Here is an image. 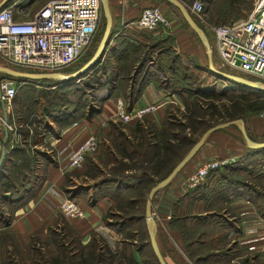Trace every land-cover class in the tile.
I'll return each mask as SVG.
<instances>
[{
	"label": "crops",
	"instance_id": "0c3cea01",
	"mask_svg": "<svg viewBox=\"0 0 264 264\" xmlns=\"http://www.w3.org/2000/svg\"><path fill=\"white\" fill-rule=\"evenodd\" d=\"M160 1L106 0L111 16L110 31L113 32L109 39V46H117L121 63L130 65L146 53L151 54L149 50L152 41L162 38L160 31L151 34L140 31L131 24L138 18L144 7L157 5L156 3ZM232 1L234 13L231 14V18H243L250 13L252 0ZM167 12L169 14V11ZM170 15H174L173 12ZM171 33L178 42L180 55L193 56L196 62L195 68L198 69L195 73H199V81L204 79L206 57L200 45L182 29L179 20L175 18H172ZM149 63L148 68L156 71L158 61ZM191 67L187 65V69ZM155 71L147 77L142 76L143 84L138 95L133 97L132 103L129 100L128 90L120 93L113 92L91 119H83L60 128L55 127L53 131H47L43 137V144L36 145L23 141L28 143L27 147L25 144L17 145L18 148H24L25 154H17L19 149H16V152L13 151V159L20 162V157H26L28 158L26 164H30L35 149L46 148L52 154L48 162L37 160V166L16 170L18 178H27L28 182L33 179L40 181L42 178V181L38 182V185L28 187L29 190L26 192L29 195L22 205L11 213L8 212L5 217H0V236L6 230L25 254L29 252L34 235L46 239L50 230H58L64 223L76 233L83 245L88 244L92 238L96 239L97 236L102 237L112 250L118 249L122 242L135 243L134 240L120 239L116 231L105 228L104 215L112 203L109 194L106 193L94 199L92 197L95 194L91 188H88L87 197H83L82 194L78 196V193H75V187L80 186V184L76 185L77 178L81 177L84 180L89 178L84 173L87 168L85 166L89 162V165L93 164L100 168L99 161L87 159V164L85 163L78 170L69 166V156L90 133H94L102 141L106 140L111 122L121 121L132 124L136 120L135 117H131L127 122L122 121L121 118L124 114L138 108L151 103L156 104V109L146 117L154 121L157 126L163 122L169 107L182 109L183 102L180 95L170 92L166 87V76L160 77V74L163 75V70ZM210 82L216 85L217 79ZM225 85L230 90H236L231 84ZM12 107L11 104L8 108L10 112ZM1 109L4 114L5 109ZM7 115L5 113L4 117L7 118ZM246 121H244L245 129L247 134H250V138L264 139V114L250 117V122ZM233 126L230 127L233 128ZM232 130L228 128L210 133L189 163L159 190L166 204L164 203L165 206H161L160 209L162 217L155 219V237L166 264H195L190 258L193 254L202 264L220 262H223L222 264H264V149L252 151L236 137H227L226 133L228 131L233 133ZM3 132L4 137L8 139L9 130L3 127ZM16 142L19 141L16 140ZM0 148L2 149L1 166L5 154L14 150L16 145L10 144L9 141L7 145L2 142ZM98 152L96 155H99ZM203 160H215L219 162V165L200 184L190 187L187 175ZM36 167H42L43 170L40 172ZM81 170H83L81 175L76 176L77 171ZM70 183L74 186L69 185ZM72 194L74 197H70ZM66 198H73L83 210L84 216L78 218L64 216L59 205ZM169 200L172 201V206H169ZM169 209L176 211L177 217L185 216L186 219L175 218L170 221L172 213L168 211ZM195 211L198 213L195 214ZM195 218L198 222H194ZM6 219L9 220L8 225H5ZM193 222L198 224L199 244L197 246L193 243L189 246L191 253L188 254L185 245L187 246L190 241L186 239V235L184 236V225L193 226ZM131 247L132 260L124 264H144L139 251L133 245ZM196 248L197 253L192 252L196 251ZM2 263L0 254V264Z\"/></svg>",
	"mask_w": 264,
	"mask_h": 264
},
{
	"label": "trees",
	"instance_id": "16d2710c",
	"mask_svg": "<svg viewBox=\"0 0 264 264\" xmlns=\"http://www.w3.org/2000/svg\"><path fill=\"white\" fill-rule=\"evenodd\" d=\"M13 1L15 0H11V2ZM163 1L174 9H177L166 0ZM183 1L186 2L185 0ZM201 1L203 4V11L208 14L211 22L219 24L235 19L231 18V14L234 13V3L232 0H218L219 2H216L217 0ZM181 18L183 22L186 23L184 18ZM112 34L113 32L111 31L110 37ZM164 42L165 40L160 38V40H156L151 43V49L149 50V53L151 54L148 55V53H146L145 56L130 65L121 63L117 46H109L108 42L104 53L95 65L84 72L80 77L74 78L73 80L60 81L53 78H17L4 73H0V79L3 77H11L17 81V84L18 82L33 83L37 85H40L42 82L46 83L48 91L45 92V95L51 90L58 91L62 89L63 85H70L74 82L77 84L75 85V88L77 89L79 87H86L92 91L91 88L94 86H97V89H104L103 93L97 94L95 97L92 96L93 100L91 103H88L87 98H85L86 94L74 96L67 103L62 105H58L59 103H57L52 96L51 98H47V105L40 110L42 118H39V122H42L43 125H45L46 122V130L53 131L55 127L60 128L83 119H91L96 113H98L102 103L109 99L113 92L120 93L128 90L130 94L129 100L130 103H132L133 97L136 94L138 95L139 89L143 84L144 79L142 80V76L147 77L150 73H154L155 71L148 68L150 64L149 62L152 63V61L157 60L158 64H156L155 72L163 70V65H161L160 60L162 56H165L168 52V50L162 46V43ZM154 53L155 57H152ZM175 57L176 56L171 59L170 68H168L169 70L172 68V63L175 62ZM213 62L215 65L218 63L214 53ZM18 67L28 72H45L43 70L24 68L21 66ZM99 67L100 69L98 72ZM204 69L208 75H213L209 73L207 65L204 66ZM56 71L63 72L62 68ZM196 75L198 76L197 82L200 86L198 84H194L196 83L195 81L192 84L193 87L189 86L190 84H185L182 88L177 90L171 88L170 79H167L166 87H168L170 92L180 95L183 102V108L179 109L177 107H169L163 122L159 126H157V124L149 117H146L147 115L141 119H136L132 124L122 123L121 121L110 123V130L106 134V140H101L97 150V152L99 151V155L104 154L107 160L105 161V159L101 158L100 164L103 167L98 168L104 172L105 175L101 176L99 181L95 184L86 186L84 188L85 190L91 188L96 194V190L97 193H99L105 188L104 190L107 189L106 192L121 195L122 193H125L124 191L127 192L132 189L134 194L137 193V196H133L134 194L131 195L128 200H125L123 205L119 206V209L125 210L123 206H135L138 205V203L145 205V191L148 193L151 187L171 172V170L188 151L184 150L180 153V150L184 147V145L188 143L192 145L195 143V140H192L189 135L182 132L186 127H188L187 129H190L192 133H195L196 130L199 129V133H197L202 134L207 128L213 126H207L209 119H211L209 122H213L212 118H209L212 117V115H217L220 121H226L236 118L244 119L247 115L256 114L259 111L264 110V105L259 104L258 106H254V102L250 103V100L246 98L245 94L240 93L235 97V99L228 102L229 105L225 106L222 111H219L218 108H216L210 101H212V99L221 98L218 96L223 95L224 93L217 92L215 88L216 85H212L211 82L203 85L201 82L203 80L199 81V74L197 73ZM87 78H93L95 80V84L90 86ZM215 78L223 83L231 84L238 91L250 90L249 88L237 85L232 81H224L219 77ZM122 79L125 80L122 81ZM188 80H190V78L186 76L183 77V81ZM226 89L230 90L228 88H225V90ZM254 92L264 95L263 91ZM18 93L19 92L17 91L12 104H14V100ZM96 102H99L98 105L95 104ZM14 106L16 108V105ZM15 108L13 107V110H11L12 112L8 113L10 120H12L11 117L14 112H16ZM174 110L181 112L183 117L188 120L189 123L183 124L182 122H177L176 118L174 119L173 117L174 113L172 111ZM44 118L46 120H43ZM19 125L21 127L23 124ZM46 132H35L37 134H35L31 144H42L43 137ZM22 134H24V141H27L31 136L29 129H23ZM248 136L250 137L249 133ZM251 139L254 141H264V139L258 140L253 137H251ZM16 149H19V152H16ZM250 150L255 151V149ZM13 151L17 154H25L24 148H18L17 146L10 153H7L9 155H7L4 160L6 163L0 166V188L3 190L0 197L3 198L4 195L7 196V193L10 195L13 190L12 188H14V190L18 193V196L12 201H5L4 198L1 200L3 205L8 204L9 206H1L0 217H5L8 212L11 213L14 209L22 205L28 198V187H32L33 185L35 186L38 182L42 181L41 178L40 181L33 179L28 182L27 178L20 177L12 182L8 169H11L14 164L16 166L18 165V162L13 159ZM46 153L47 152H42V150L35 149L30 164L28 163L24 165L28 167L37 166L38 159H40V161L48 162L50 157ZM88 155H86V158ZM97 156L98 154L95 157ZM84 161H86L85 163L87 164V160ZM89 166L88 162L87 169L84 173L87 174ZM37 169L40 170V172L43 170L42 167ZM15 184H20L19 186L21 188L19 186H14ZM103 195L104 194H102V196ZM70 197H74V194L70 195ZM175 218L178 220L186 219L185 216L177 217V215L172 214L170 221ZM137 219L139 220L140 216L138 218H128L126 221L123 220L121 221V224L123 225L126 222L131 223L137 221ZM8 223L9 220L6 219L5 225H8ZM66 229L70 228L64 223L58 230H50L46 239H41L34 235L28 254H25L13 237L6 230H4L0 236V254L3 260L2 264H124V262L130 261V259L132 260L131 246L133 245L134 247V244L132 243L122 242L121 252L112 250L102 237L96 239L92 238L88 244L83 245L76 233L68 231L70 235H67V232L65 233ZM130 235L131 234L127 235L125 239L129 240ZM185 235L187 237L186 239L190 241L187 243V246L185 245L188 254H190L191 248L189 246L193 243L197 246L199 244L198 228L184 225V236ZM192 236L196 237L192 238ZM148 243L150 245L149 238ZM37 244H39L38 247L36 246ZM137 250L141 253L140 246H138ZM194 263L198 264L199 259L196 258ZM157 264H159L158 261Z\"/></svg>",
	"mask_w": 264,
	"mask_h": 264
},
{
	"label": "built area",
	"instance_id": "2783aa9c",
	"mask_svg": "<svg viewBox=\"0 0 264 264\" xmlns=\"http://www.w3.org/2000/svg\"><path fill=\"white\" fill-rule=\"evenodd\" d=\"M3 1L0 0V4ZM31 1L15 0L0 9V65L56 71L77 62L93 42L99 28L100 0H48L36 9L32 8ZM186 8L204 23L201 0H193ZM131 24L144 32L171 26L165 11L158 5L144 7ZM209 29L212 55L217 56L219 68L248 73L264 80V0H255L254 8L246 19L214 25ZM18 87L14 78L0 79V104L6 114L10 112L8 108ZM155 109L156 104L151 103L124 114L121 120L141 119ZM0 119L4 122L2 130L3 127L13 130L6 117L0 116ZM2 140L0 131V146ZM100 142L97 135L90 133L70 154L69 166L81 167L86 155L97 152ZM1 155L0 148V159ZM218 165L215 160L203 162L189 174L188 184L191 187L200 184ZM59 208L69 218L84 216L73 198L64 199Z\"/></svg>",
	"mask_w": 264,
	"mask_h": 264
},
{
	"label": "rangeland",
	"instance_id": "374dc122",
	"mask_svg": "<svg viewBox=\"0 0 264 264\" xmlns=\"http://www.w3.org/2000/svg\"><path fill=\"white\" fill-rule=\"evenodd\" d=\"M32 1H33L32 8L36 9L39 6L43 5L48 0H35V1L32 0ZM216 2H219V1L217 0ZM191 3H192V1H186V2H184V5H185V7H187ZM254 3H255V0H252V4L250 3V6L252 7L251 11L254 8ZM156 4L163 8L167 18L171 22V26L169 28H161V27H159V28H157L155 30V31H160L161 32L160 37H162V39L165 40V42L162 43V46L166 50H168L167 54H165V56L163 55L161 60H160L161 61V65H163L162 66L163 67V71H162L163 75L160 74V77L164 78L166 76V78L168 80L170 79L171 88L176 89V90L182 88V86L185 85V84H188V85L190 84L189 86L193 87L192 84L195 81H196V83H194V84H198L199 85V83L197 82L198 76L196 75L197 73H195V72H198V69L195 68V66H196L195 63L196 62H195V60H193L194 57L193 56L191 57L189 55H184V56L179 55V54H181V52L179 51V48H178V42L175 39V37L173 36V34L171 33L172 32V18H175V19L179 20V25L182 27V29H184L186 32H188L192 36V39L197 44L200 45V47L202 49V52H203V54L206 57L205 48L203 47L201 42L198 40L197 36L194 35V32L191 30V28L186 23L183 22V20L181 18L182 15L180 14V12L177 9H174L173 7H171L170 5L166 4L162 0L160 2H157ZM167 11H169V14H168ZM171 12H173L174 15H170ZM247 16L243 17V18H239V19L229 20L227 22L219 23V24L211 22L209 17H208V14H206V13H204V23H202L200 21V19L195 17V16H192V18L204 30V32H205L206 36L208 37V40H209V42L211 44L212 34H211V31H210L209 27L214 26V25H220V24H230V23H232L234 21H238V20H241V19H246ZM104 25H105V19H104L103 15H102L101 16V20H100V25H99V28H98L96 34H95L93 42L86 48V50L84 51L83 55L77 60V62H75L74 64H71V65H69L67 67L62 68V71H63L62 73H64V74L74 73L76 70L81 68L88 60H90V58L93 56V54L96 51L97 46L99 44V41H100L102 33H103ZM155 31H152V32H149V33L152 34ZM154 41H156V40H153L152 43ZM174 56H176L175 57V62L172 63V68H171V70H169L168 68H170L169 66L171 64V59ZM152 57H155V53L153 54ZM205 60H206L205 64L207 65V57H206ZM187 65H190L192 67L187 69ZM8 67L14 68L16 70L24 71V69H22V68H20L18 66L17 67L16 66H8ZM215 67L218 68V69H221L222 71H225V72H228V73H232V74H236V75L245 77V78L250 79V80H258L260 82H264V80L258 79L257 77H255L253 75H250L248 73H244V72H240V71H229L228 69L219 68L218 67V63H217V65H215ZM99 69H100V67L98 68V72H99ZM24 72H28V71H24ZM45 72H51V71H45ZM28 73H36V72H28ZM204 74H203L204 79H202L203 81H201L203 83V85L204 84H209L210 80H214L215 79L213 75H208L207 72L204 73ZM185 76L190 78V80L183 81V77H185ZM87 79H88V83H90L89 84L90 86H93L95 84V80L93 78H87ZM124 80L125 79H122V81H124ZM225 84H227V83H223L222 81L217 80L215 88H216L217 92H219V93L223 92L224 94L218 96V97H221V98L212 99V101H210L212 104H214V106L216 108H218L219 111H222V109L225 106L229 105L228 102L230 100L235 99V97L238 96V94H240V93L245 94L246 98L248 100H250L249 101L250 103L254 102L253 103L254 106H258L259 104L264 105V95L263 94L254 92L252 90H248V91H238L237 89L236 90H227V89L225 90V88H227L225 86ZM75 85H77V84H75V82L70 84V85H63L62 89H60L58 91L51 90L50 92L46 93V95H45V92L48 91L47 90L48 87H47L46 83L42 82L40 85H37V84H33V83L31 84V83L18 82V86H19L18 87L19 88L18 92L19 93H18L17 97L14 100V104H12L14 108H15L14 105H16V108H15L16 112H14L13 116L11 117L12 120H10V116L7 115V122L10 125L13 126V130L9 131V138L8 139H6L4 137L5 133L2 132L3 131L2 130V124H4V122L0 119V127H1L0 131H1L2 139H3L2 142H5L6 145H7L8 141H9L10 144L12 143V144H15L16 146L25 144L26 147H27L28 143H24L23 142L24 141V134H22V130L23 129H29L30 130V135L31 136L27 140L29 142L33 141V138H34L35 134H37L35 132H40V131L46 132L47 131L46 130L47 129L46 128L47 127L46 126V122H45V125H43L42 122H39V118H42V115H41L42 113H41L40 110H41V108H43L44 106L47 105V102H48L47 98H51V96L53 97V99L56 100L57 103H59L58 105H62V104L67 103L74 96H81V94L82 95L86 94L85 98H87L88 103H91V101L93 100L92 96L95 97V96H97V94H101V93L104 92V89H97V86L92 87L91 88L92 91H90L86 87H79L77 89V88H75ZM87 94H90V95H87ZM259 102H261V103H259ZM98 103L99 102H96L95 104L98 105ZM69 106H70V104H69ZM13 107H12V110H13ZM1 108H2V104H0V116L2 117L4 115L2 113V109ZM172 112L174 113L173 117H174V119L176 118L177 122H182L183 124L189 123L188 120H186L183 117L181 112H179L177 110H174ZM260 114L263 115L264 114V110H261V111H259L256 114L247 115L244 119L243 118H241V119H243V121L247 120L248 122H250V117H253L255 115L260 116ZM209 118H212L213 122H209V121H211V119H209V121L207 123V126H211V125L214 126V125H217V124H221V123H224V122L235 120V119H231V120H226V121H220L218 119L217 115H212V117H209ZM236 119H240V118H236ZM43 120H46V119L44 118ZM19 124H23L21 126L22 128L20 127ZM204 126H206V125H204ZM187 128L188 127H186L182 132H184L187 135H189L192 138V140H195V142H196L200 138V136L202 135V134H198L199 133V131H198L199 129H197L195 133H192L190 131V129H187ZM228 128L233 129L232 130L233 133L228 131L226 133L227 137H230V136L236 137V139L239 142H241L242 144L245 145V141H244V138H243L242 133L240 131L239 124H234L233 128L230 127V126L222 128V129H220V131L221 130H227ZM176 129H178V128H176ZM16 140L19 141V142H16ZM42 144H43V141H42ZM192 145H190L189 143L184 145V147L180 150V153L183 152L184 150H186V151L189 150L190 149L189 147L192 146ZM38 150H42V152H47L46 154L49 157L52 154L51 152H49L48 149L46 150V148H44V149L40 148ZM186 151H185V153H186ZM7 155H9V154H7V153L5 154L4 160H5V157ZM95 156H96V153H91V154H89L87 156L86 160L87 159L88 160L93 159L94 162H96L95 160H97V162L99 161V163H100V159L102 158V159H105V161H107L105 156H104V154L98 155L97 157H95ZM98 158H99V160H98ZM4 160L1 163V165L6 163V161L4 162ZM20 160H21L20 162L17 161L18 162L17 166L14 164L11 167V169H8V172L10 173V176L12 178V182H13V180H17L18 179L17 171H16L18 168L23 169V168L28 167V166H24V164L27 163L28 158L23 157V158H20ZM38 160H40V159H38ZM1 161H2V158H1L0 162ZM206 161H211V160H203L202 162H200L198 164V166H200L203 162H206ZM85 162L86 161H84V163L81 165V167H79L77 169L80 170V168H82V166L85 165ZM86 167H87V165L85 166V168ZM99 167L102 168L103 166L101 165ZM196 168L194 167L190 171L189 174H191L193 171H195ZM82 171L83 170L77 171L76 176L81 175ZM87 171H88L87 175L89 177L88 179L84 180L81 177L77 178L78 179L77 180L78 183L76 185L80 184V186L75 187V189H76L75 193H78V196H80L82 194V195H84L83 197H87L88 194H89V191L85 190L84 188L86 186H91V185L95 184L97 181H99V178L101 176L105 175L104 172H102L100 169H98V166H94L93 164H90V166H89ZM189 174L187 175V178H188ZM9 180H11V179H9ZM19 185H17V186H19ZM69 185H73V184L70 183ZM82 185H85V186H82ZM12 189L13 190H12V193L10 195H9V193H7L8 194L7 196L6 195L3 196L5 201H10V200L12 201L14 198H16L18 196V193L14 190V188H12ZM103 190H101V192ZM92 191L94 192L93 189H92ZM106 191H107V189L104 190L102 193L101 192L97 193V190H96V194L94 192L95 195L92 197V198L95 199V198L101 197L102 194L109 193V197L112 200L111 205L108 207V209L106 211V214L104 215V222H105V225H106L105 228H108L109 230L114 231V232L116 231V233H117V235L119 236L120 239H125L127 237V235L131 234L129 240H134L135 241V243H134V248L135 249H137L138 246H140V248H141L140 257L142 258L144 264H157V261H156L154 255H153L151 247H150V245L148 243V232H147V225L145 223V211H144L145 210L144 209L145 205L144 204L142 205V203H138L139 206L138 205H135V206H123L125 208V210H120L119 206L123 205V203H125V200H128V198L131 195L134 194L133 190L130 189V191H127V192L124 191L125 193H122L121 195H118L117 193L106 192ZM1 193H3L2 188H0V195H1ZM145 193H146L145 194V198H146L147 191H145ZM133 196H137V193H135ZM3 198L0 197V208H1V206H7L8 205V204H6V205L2 204L1 200ZM172 201H173V199H172ZM172 201H170V200L168 201V202H170L169 206H172L171 205ZM164 203L166 204V200L162 198L161 191H158L154 195L153 203H152V205H153L152 212L154 214L153 215L154 219L157 220V219H160V217H162V215L160 214V209H161V206H165ZM5 208H8V207H5ZM168 211H170L174 215L178 214V213L176 214V211H174V210L172 211V210L169 209ZM194 213L196 214V213H198V211H195ZM139 216H140V219L139 220L137 219V221H134V222H131V223L126 222L123 225L121 224V221H123V220L126 221L128 218H131V217L132 218H138ZM194 222H198V219L195 218ZM194 222H193L194 225L193 226H189V227L198 228V224L194 223ZM68 231H72V230H70V229H66L65 230V233L67 232V235H70V233ZM99 237L100 236H97L96 238H99ZM195 237L196 236H192V238H195ZM36 246L38 247L39 244H37ZM121 247H122V244H120V247L118 249H116V251L121 252L122 251ZM194 253H197V251L194 252ZM190 258L194 262V260L197 257H194V254H193L192 256H190ZM145 262H147V263H145ZM222 263L223 262H220L218 264H222ZM198 264H202V263L199 262Z\"/></svg>",
	"mask_w": 264,
	"mask_h": 264
},
{
	"label": "water",
	"instance_id": "95a60500",
	"mask_svg": "<svg viewBox=\"0 0 264 264\" xmlns=\"http://www.w3.org/2000/svg\"><path fill=\"white\" fill-rule=\"evenodd\" d=\"M166 1L174 5L178 9V11L182 15V17L184 18L188 26L195 33V35L198 37L199 41L205 48L209 73L213 74L215 77L221 78L224 81L229 80V81L234 82L237 85L249 88L252 91H263L264 92V83L258 80H250L245 77L232 74V73H228V72L222 71L221 69L216 68L213 63L211 45H210V42L204 30L194 21L188 9L185 7V5L182 2H180L179 0H166ZM100 2H101L102 14L105 19V25H104L101 39L99 41L96 51L94 52L90 60H88L81 68L76 70L74 73L64 74L60 71L28 73V72L16 70L14 68H11L8 66H2V65H0V73H4L12 77H17V78H28V79L53 78V79H57L60 81L73 80L74 78L80 77L84 72H86L87 70H89L91 67L95 65V63L104 53L106 46L110 39L111 16L109 12V7H108L106 0H100ZM9 3H11V0H4L0 4V9L8 5ZM234 124H239L240 131L242 133V136L244 138V141L247 147L251 149H255V151L264 149V142L254 141L248 136L246 129H245L244 121L241 118L211 126L202 133L200 138L190 147L187 153L176 164V166L171 170V172L165 178L157 182L148 191L147 196H146L145 206H144L145 223L147 225V232H148L150 246L159 264H166V262L164 261L160 253V250H159V247L156 241V237H155L156 221L154 219V216H153L154 214L152 212V208H153L152 203H153L154 195L161 188L166 186L171 181V179L178 172H180V170H182V168L193 158V156L198 152V150L204 144L206 138L209 136L210 133L216 130H220L222 128L234 125Z\"/></svg>",
	"mask_w": 264,
	"mask_h": 264
}]
</instances>
